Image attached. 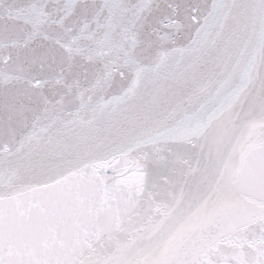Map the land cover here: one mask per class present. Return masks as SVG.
<instances>
[{"label": "snow or ice", "instance_id": "6c2138e0", "mask_svg": "<svg viewBox=\"0 0 264 264\" xmlns=\"http://www.w3.org/2000/svg\"><path fill=\"white\" fill-rule=\"evenodd\" d=\"M184 9L185 21L174 28L179 33L194 22L191 43L158 51L148 63L134 55L133 37L122 64H105L87 86L78 77L69 81L63 68L0 81V106L21 96L36 101L21 106L32 114L30 126L28 117L19 127L0 123V264H101L98 241L105 233L131 235L173 204L206 206L237 193L260 209L254 257L224 259L209 246L163 264H264V72L253 61L224 59L215 41L214 57L205 49L211 29H224L218 4L201 17L195 0ZM233 9L241 18L255 11L264 42V0H234L229 14ZM23 11L12 8L10 15ZM204 56L212 65L206 70ZM189 58L184 72L167 71L173 59L179 66ZM124 69L128 83L119 93L102 94ZM53 84L62 90L50 97L46 89ZM109 160L132 168L137 183L109 224H92L80 189Z\"/></svg>", "mask_w": 264, "mask_h": 264}, {"label": "water", "instance_id": "95a60500", "mask_svg": "<svg viewBox=\"0 0 264 264\" xmlns=\"http://www.w3.org/2000/svg\"><path fill=\"white\" fill-rule=\"evenodd\" d=\"M214 2L220 6L217 20L224 24V29L222 32L219 27L211 29L205 49L214 57L215 41L224 59L231 58L233 63L240 61L242 64L253 61L264 72V63H261L264 42L260 38L259 23L254 19L255 11L250 9L247 16L241 18L235 9L229 14L234 0H206L203 14ZM248 3L254 4L255 0H248ZM208 60L209 56H204L200 61L204 70L212 67L205 63ZM259 216L260 209L254 198L246 199L243 193L206 206L194 200L173 204L152 215L137 264H163L176 256L190 257L209 246L220 258L228 259L237 254L239 258H252L257 250Z\"/></svg>", "mask_w": 264, "mask_h": 264}]
</instances>
